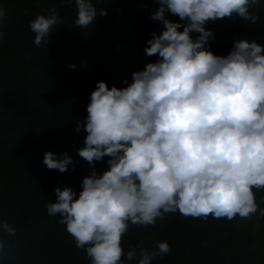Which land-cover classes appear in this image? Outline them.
Returning a JSON list of instances; mask_svg holds the SVG:
<instances>
[{"label": "clouds", "instance_id": "9594fccd", "mask_svg": "<svg viewBox=\"0 0 264 264\" xmlns=\"http://www.w3.org/2000/svg\"><path fill=\"white\" fill-rule=\"evenodd\" d=\"M157 2L150 15L163 29L151 33L144 51L158 58L133 71L125 87L96 82L82 125L87 135L77 149L92 170L78 195L70 186L55 187L56 199L46 207L50 216L59 214L90 264H153L171 251L167 240L157 241L155 249L143 241L126 248L123 238L130 225H154L167 213L232 219L259 211L264 217L255 192L264 189V46L239 39L228 54L217 55L204 27L233 16L255 24L259 16L252 10L264 7V0ZM59 3L75 5L76 28L92 25L107 11L93 0ZM4 14L0 6V17ZM60 24L55 6L37 15L29 24L33 43L44 46ZM4 36L0 31V40ZM105 156L107 169L98 172L94 162ZM43 163L61 173L74 168L67 152L47 150ZM16 231L0 219V234ZM4 248L0 238V257Z\"/></svg>", "mask_w": 264, "mask_h": 264}, {"label": "trees", "instance_id": "16d2710c", "mask_svg": "<svg viewBox=\"0 0 264 264\" xmlns=\"http://www.w3.org/2000/svg\"><path fill=\"white\" fill-rule=\"evenodd\" d=\"M106 15L92 25L76 28V8L61 7L59 0H0V219L16 227L14 236L0 234L5 242L0 264H90L84 249L59 223V214L50 216L47 204L55 201V187L70 186L77 195L82 179L92 167L78 155L87 135L83 128L86 106L96 82L125 87L131 73L142 70L156 55H146L151 33L163 29L151 13L157 0H93ZM64 24L52 29L48 42L37 47L29 24L53 7ZM259 16L255 24L239 16L209 20L210 50L228 54L239 39L264 46V7L252 10ZM178 21L177 15L166 13ZM182 30V29H180ZM195 38L198 33H191ZM264 54V53H262ZM85 61L86 65H82ZM75 64L76 68L69 67ZM81 127L77 131V124ZM67 152L74 168L61 173L43 163V154ZM108 156L95 161L98 171L107 169ZM259 207H264V189L255 190ZM253 233L239 235L238 215L232 219H207L167 213L154 225H130L124 246L155 249L167 240L171 251L158 255L153 264H264L255 261L253 244L264 241V217ZM125 257L122 256L121 259ZM135 264V262H133Z\"/></svg>", "mask_w": 264, "mask_h": 264}, {"label": "rangeland", "instance_id": "374dc122", "mask_svg": "<svg viewBox=\"0 0 264 264\" xmlns=\"http://www.w3.org/2000/svg\"><path fill=\"white\" fill-rule=\"evenodd\" d=\"M259 227V222L256 219L255 214L250 218H241L239 222V235L244 236L246 233H253ZM253 249L256 252L255 261L261 263L264 261V241L257 240L253 244Z\"/></svg>", "mask_w": 264, "mask_h": 264}]
</instances>
